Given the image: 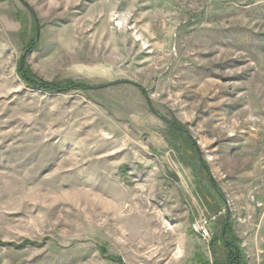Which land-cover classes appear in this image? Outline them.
<instances>
[{"label": "rangeland", "instance_id": "rangeland-1", "mask_svg": "<svg viewBox=\"0 0 264 264\" xmlns=\"http://www.w3.org/2000/svg\"><path fill=\"white\" fill-rule=\"evenodd\" d=\"M223 222L264 264V0H0V264H216Z\"/></svg>", "mask_w": 264, "mask_h": 264}, {"label": "trees", "instance_id": "trees-1", "mask_svg": "<svg viewBox=\"0 0 264 264\" xmlns=\"http://www.w3.org/2000/svg\"><path fill=\"white\" fill-rule=\"evenodd\" d=\"M20 70L22 71V69ZM21 76L23 77L24 81L33 87L42 89L44 88L46 90H59L69 88L70 86H79L73 84L72 82H68L64 85V87H62L61 85L53 83H47L40 80L37 81L31 78V73L29 71L22 72ZM210 246L214 254L217 252L218 258L216 254L214 255V262L216 264H245L239 249V240L235 235H233L228 222H223L221 232L219 234H215L212 237Z\"/></svg>", "mask_w": 264, "mask_h": 264}, {"label": "built area", "instance_id": "built-area-1", "mask_svg": "<svg viewBox=\"0 0 264 264\" xmlns=\"http://www.w3.org/2000/svg\"><path fill=\"white\" fill-rule=\"evenodd\" d=\"M215 220L214 216L201 215L192 223V230L203 238H209L211 235L210 224Z\"/></svg>", "mask_w": 264, "mask_h": 264}]
</instances>
